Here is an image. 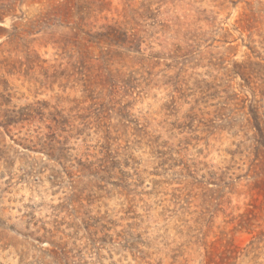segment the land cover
I'll use <instances>...</instances> for the list:
<instances>
[{
  "label": "rangeland",
  "instance_id": "obj_1",
  "mask_svg": "<svg viewBox=\"0 0 264 264\" xmlns=\"http://www.w3.org/2000/svg\"><path fill=\"white\" fill-rule=\"evenodd\" d=\"M0 2V264H264V0Z\"/></svg>",
  "mask_w": 264,
  "mask_h": 264
},
{
  "label": "trees",
  "instance_id": "obj_2",
  "mask_svg": "<svg viewBox=\"0 0 264 264\" xmlns=\"http://www.w3.org/2000/svg\"><path fill=\"white\" fill-rule=\"evenodd\" d=\"M13 10V7H8V3L0 2V21L4 20L6 14H9ZM0 29H3L0 26ZM254 118V126L256 127L258 134L260 135L261 139H264V129L261 127V122L259 121V118ZM261 145H264L263 142L259 141Z\"/></svg>",
  "mask_w": 264,
  "mask_h": 264
}]
</instances>
